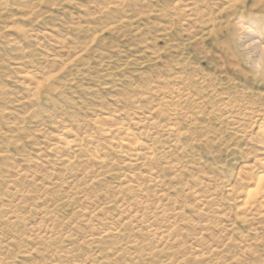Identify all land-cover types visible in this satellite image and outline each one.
Returning <instances> with one entry per match:
<instances>
[{"label":"rangeland","instance_id":"rangeland-1","mask_svg":"<svg viewBox=\"0 0 264 264\" xmlns=\"http://www.w3.org/2000/svg\"><path fill=\"white\" fill-rule=\"evenodd\" d=\"M226 1L0 0V264H264V35Z\"/></svg>","mask_w":264,"mask_h":264},{"label":"bare ground","instance_id":"bare-ground-1","mask_svg":"<svg viewBox=\"0 0 264 264\" xmlns=\"http://www.w3.org/2000/svg\"><path fill=\"white\" fill-rule=\"evenodd\" d=\"M225 3H229L227 8H231L232 6H234V9L232 10L234 11L233 12L235 16L234 19L247 21L248 23L255 26L254 29L257 32H260L264 35V0H251L250 3H248L245 0H227ZM248 11H250L251 13L253 12L254 16L248 17L247 20L246 15H248L247 14ZM247 53H245V55ZM245 55L243 59L246 58V60L250 62L251 71H252V77H248L247 79L250 80L251 78L254 80H257L259 78L264 79V50L256 55L257 58H251L249 57L250 55L248 56ZM234 58H236V54L229 53L225 57L224 61L226 64L233 67L235 65H238L239 63L237 62V60H233ZM254 111L255 110L253 109V112L250 113L252 114L256 113ZM259 113L261 114V112H258L256 114L258 115ZM261 115L263 116V114ZM253 116L255 115L253 114ZM262 116L261 119H259L260 117H258L257 119L255 118V120L252 121L254 122L253 126L256 129V134H259L260 136L264 135V117ZM122 142L128 144L133 152L137 151L136 148L139 146V140L135 138L132 133L126 132L122 136ZM68 143L69 140L63 141V144H68ZM263 205H264V161L262 162L261 169L258 170L256 174L247 177L244 187H242V197L239 200L238 207L242 209L244 212H247L252 209L260 210L263 208Z\"/></svg>","mask_w":264,"mask_h":264}]
</instances>
